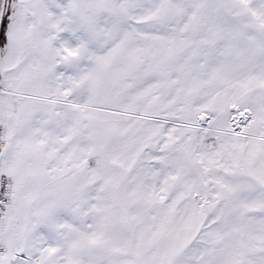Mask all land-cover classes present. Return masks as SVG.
Segmentation results:
<instances>
[{
    "label": "snow or ice",
    "instance_id": "snow-or-ice-1",
    "mask_svg": "<svg viewBox=\"0 0 264 264\" xmlns=\"http://www.w3.org/2000/svg\"><path fill=\"white\" fill-rule=\"evenodd\" d=\"M0 264H264V0H0Z\"/></svg>",
    "mask_w": 264,
    "mask_h": 264
}]
</instances>
